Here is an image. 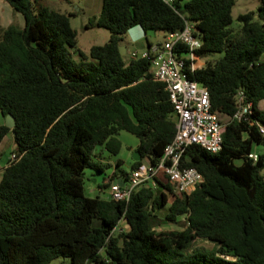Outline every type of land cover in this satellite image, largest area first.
I'll list each match as a JSON object with an SVG mask.
<instances>
[{"label": "trees", "instance_id": "obj_1", "mask_svg": "<svg viewBox=\"0 0 264 264\" xmlns=\"http://www.w3.org/2000/svg\"><path fill=\"white\" fill-rule=\"evenodd\" d=\"M6 1L23 25L0 26V113L14 119L0 123V140L10 131L17 155L0 168V264H264V114L256 107L264 97V0L237 14V29L227 26L234 0H101L85 25L109 34L86 53L67 13L42 0ZM185 21L199 57L218 53L188 76L207 88L220 148L186 147L182 164L202 177L187 194H174L157 170L154 185L137 186L126 201L86 195L83 170H102L100 151H118V130L138 138L130 169L155 161L174 133L163 83L148 58L119 53L123 34L132 26L144 37L174 31ZM238 92L250 102L241 119L231 118ZM121 218L127 228L114 231ZM179 219L178 228L158 227ZM197 238L211 245L192 246Z\"/></svg>", "mask_w": 264, "mask_h": 264}, {"label": "built area", "instance_id": "obj_2", "mask_svg": "<svg viewBox=\"0 0 264 264\" xmlns=\"http://www.w3.org/2000/svg\"><path fill=\"white\" fill-rule=\"evenodd\" d=\"M192 30V23L185 21L181 29L164 32L162 41L149 42L139 51H129V57L148 58L153 78L163 83L175 118L174 133L155 161L142 162L128 172L120 174L115 180L105 181L107 196L110 198L126 201L130 192L137 186H153L152 176L157 170H162L167 176L174 194H187L202 177L195 167L182 164L186 147L197 144L215 152L221 146V122L216 112L211 109L207 88L188 76L199 66L196 64L199 56L194 50L200 45V40ZM249 110L250 102H244L242 93L238 92L237 108L231 118H244ZM258 130L264 133V126L258 125ZM247 156L255 160L256 152L252 150ZM16 158L14 152L9 153V161ZM120 221H124L123 218L113 227L114 231L127 228L119 227Z\"/></svg>", "mask_w": 264, "mask_h": 264}, {"label": "rangeland", "instance_id": "obj_3", "mask_svg": "<svg viewBox=\"0 0 264 264\" xmlns=\"http://www.w3.org/2000/svg\"><path fill=\"white\" fill-rule=\"evenodd\" d=\"M42 3L47 5L49 8L56 9L58 11L67 13L69 16V23L76 31V46L83 52H87L88 48L92 44L103 43L109 34V31L105 27L101 26H86L88 17L96 15L101 6V0H42ZM258 0H234V3L231 7V21L227 25L232 29H237L240 25V21L237 19V14L245 11H255ZM136 31L138 33L136 38L131 37L130 33ZM164 32L161 30H146L145 37L150 43H155L162 41ZM122 45H124L126 51L124 57L129 56L130 50L139 51L142 47L146 46L145 37L142 34L141 29L129 28L123 34ZM218 56V53L208 54L204 57H199L196 60V64L199 66L207 58H214ZM72 57L74 59L78 58V55L72 52ZM256 107L263 112L264 114V97L260 98L256 102ZM5 122V116H2L0 113V123ZM120 145L119 149L115 154L109 153L105 149L100 151V162L102 165V170H96L95 168L86 167L83 170V189L84 193L89 196L99 195L101 197H106L108 191L106 187L102 186V183L108 181V178L112 171L115 169L117 174L122 172H128L130 170V164L132 162V154L136 150L138 143V138L124 130L120 129L116 133ZM12 148V135L10 132H7L4 136V139L0 141V167L8 159L10 150ZM253 148L258 150L260 145H253ZM96 150L99 149V146H96ZM119 160V165L115 167V162ZM143 162H146V158L141 159ZM116 179V176H113L110 181ZM163 207L162 209H164ZM161 209V210H162ZM183 224V219H179L178 222H167L162 223L159 228H178ZM118 226L127 227L124 221H120ZM210 246L211 243L202 239H195L192 241V246ZM59 258L52 259L49 264H58ZM95 264V263H90Z\"/></svg>", "mask_w": 264, "mask_h": 264}, {"label": "crops", "instance_id": "obj_4", "mask_svg": "<svg viewBox=\"0 0 264 264\" xmlns=\"http://www.w3.org/2000/svg\"><path fill=\"white\" fill-rule=\"evenodd\" d=\"M12 21H14V22H16L18 25H23V18H22V16H21V14L19 13V12H17V11H13V9H12V7L9 5V3L6 1V0H0V26L1 27H4V26H6L8 23H10V22H12ZM141 29L140 27H138V26H132V27H130L129 29L130 30H135V29ZM127 31V30H126ZM142 34H144L143 33V31H142ZM130 35H131V37H133V38H136L137 37V35H138V33H136V31H132L131 33H130ZM144 36V35H143ZM146 38V37H145ZM143 48V47H142ZM141 48V49H142ZM126 50V49H125ZM8 132H10V131H8ZM6 134V133H5ZM5 136V135H4ZM4 136L1 138V140L0 141H2L3 139H4ZM7 161V160H6ZM6 161H5V163H6ZM4 163V164H5ZM3 164V165H4ZM2 165V166H3ZM1 166V167H2ZM0 167V168H1ZM120 175V174H119ZM119 175L118 176H116V178H118L119 177Z\"/></svg>", "mask_w": 264, "mask_h": 264}, {"label": "water", "instance_id": "obj_5", "mask_svg": "<svg viewBox=\"0 0 264 264\" xmlns=\"http://www.w3.org/2000/svg\"><path fill=\"white\" fill-rule=\"evenodd\" d=\"M138 27H139V26H138ZM118 49H119V53H120V54H123V53H124V50H125V47H124V45L121 44V45L118 46ZM4 116H5V122H4V124H5L6 126H8V127H11V126L14 124L13 116L10 115L9 113L5 114ZM132 158H133V159H138V158H139V153H138L137 150H135V151L133 152V154H132ZM117 181L119 182V179H117ZM120 183H121V181H120Z\"/></svg>", "mask_w": 264, "mask_h": 264}]
</instances>
